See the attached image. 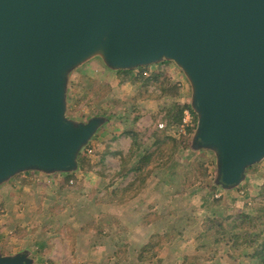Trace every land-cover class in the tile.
<instances>
[{
	"label": "water",
	"instance_id": "water-1",
	"mask_svg": "<svg viewBox=\"0 0 264 264\" xmlns=\"http://www.w3.org/2000/svg\"><path fill=\"white\" fill-rule=\"evenodd\" d=\"M173 62L191 87L189 148L208 151L233 190L264 160V0H0V186L75 174L109 120L67 116L73 72ZM0 264H33L26 250Z\"/></svg>",
	"mask_w": 264,
	"mask_h": 264
},
{
	"label": "rangeland",
	"instance_id": "rangeland-1",
	"mask_svg": "<svg viewBox=\"0 0 264 264\" xmlns=\"http://www.w3.org/2000/svg\"><path fill=\"white\" fill-rule=\"evenodd\" d=\"M146 68L147 72L150 73L163 71L171 80L179 82L181 95L178 98H167L159 101L156 98L159 93L154 91V87H151L150 93L143 94L141 98H138L140 97V94L137 95L138 84L131 83L134 73L127 80H122L117 72L107 69L100 58L95 57L78 67L71 76L67 116L79 120H86L95 115L105 116L109 122H113L112 127L116 132H122L124 124L130 125L133 118L138 117L137 130H140V133L147 138L149 136L156 138L159 133L155 127L157 122L166 123L164 121L165 116L171 117L182 104L189 106L191 87L183 72L173 62L164 61ZM85 90L88 91L85 92ZM148 100L151 104L148 103ZM149 104L151 107H148ZM127 108L134 109V111L130 110L128 118L125 116ZM190 111L194 115L191 109ZM148 115L151 117L150 123L154 126L150 127L151 129L147 128ZM194 121H196L195 115ZM192 135L185 139L171 137L176 140V154L173 162L176 163V160L179 162L176 163V171L171 172L167 179L172 183H177L180 187L179 193L185 205V214H182L184 217L180 218L178 223L175 222L173 232L166 233L168 239L162 237L156 241L159 245L163 244L164 246L163 251L158 252V254L165 256V253L169 252V256H178L176 259L179 262L173 261L172 264H180L186 257L190 258L192 262V257L200 256L206 252V250L198 247L199 243L191 228H201L208 220L205 207L211 205L212 201L220 200L219 212L226 211L227 213L233 208L247 209L248 211L253 208H261L264 214V192L261 189L264 184V160L247 170L245 180L237 188L223 190L214 182L216 176L214 155L211 152L202 151L200 154L202 161L194 162L196 166L193 167L194 169H189V172L195 174V169L202 163V166L208 171V176L195 181L191 186L182 183L181 171L189 162L195 160L198 153L189 148ZM170 146L169 144L168 152ZM94 148L95 144L93 145L90 141L81 150L79 159L84 158L87 164L81 170L82 175H79L78 179L72 178L75 179L72 184L68 182L69 184L65 186L61 185V175L42 176L27 172L15 176L0 186V235L2 236L0 249L3 254H15L26 250L32 257L33 251L37 254L40 253L39 255L44 252L43 256L45 257L49 255L55 257L57 261L54 264H70V251L75 246L74 243L77 244V241L81 240L76 231H84L90 225L89 221L83 225L80 224L81 226L75 223V221L80 222L78 217L82 215L80 211L77 212L76 209L78 208H75L77 201L72 188L77 181H90L89 172L93 165ZM87 150H91L92 153L88 154ZM55 184L59 185V188L54 189ZM184 190H188L186 195ZM89 197L90 195L87 198ZM82 211V217H84L86 213H90V206H82ZM175 213L174 211L170 215L174 217ZM182 228L184 230L181 231ZM260 230H264V225ZM103 240L102 237L98 239L99 242ZM120 247L124 248L123 245ZM154 249L148 250L145 256L148 257ZM208 251H210L208 252L209 256L219 258L222 260V264H234L236 262L239 264H256L255 262L251 263L252 261L250 262L248 258H243L240 250L234 248L227 241L213 245ZM74 254L75 252L72 251V255ZM136 254H133L134 258ZM120 255L124 256V253H120ZM43 256L41 259L46 261L47 259H43ZM123 261L125 262L122 260L114 264H125ZM126 261L131 264L128 257ZM170 262H161L160 264H170ZM151 264H155V262Z\"/></svg>",
	"mask_w": 264,
	"mask_h": 264
},
{
	"label": "crops",
	"instance_id": "crops-1",
	"mask_svg": "<svg viewBox=\"0 0 264 264\" xmlns=\"http://www.w3.org/2000/svg\"><path fill=\"white\" fill-rule=\"evenodd\" d=\"M148 103H150V100H148ZM150 104L148 107H151ZM147 118L149 121L147 128L154 127L150 123V115ZM112 123L108 121L92 136L91 143L95 144V148L93 151V165L89 172L90 181H77L72 188L77 201V207H75L78 208L76 209L77 212L80 211L83 216L82 206H90V213H86L84 217H78L82 223L78 221H75V223L83 225V223L89 221L90 225L84 231H76L78 232V238H81V240L77 241V244L74 243L75 246L71 249L75 254L72 255V251H70V264H114L122 260H125L123 262L128 264L127 257L131 264H151L153 262L160 264L168 261H171L170 264L178 263L177 255L169 256V252H166L165 256L158 254V252L163 251L164 246L158 251L155 248L154 252H157V255L150 260L147 257L139 260L138 255L141 248L148 244L150 240H156L157 235L162 236L163 233L168 232L169 228L170 232H173L174 228L170 227V220H175L178 223V220L184 217V215H178L176 211L179 202L183 203L179 193L180 187L177 183H172L167 179L170 176L169 174L174 171L169 166H163L161 164L162 160L155 159L151 164L154 166L152 173L139 186L136 173L148 168L139 166L140 159L145 149L153 147L156 140L155 137L149 136L148 138L144 137L140 142L141 149L130 159L126 166V172L118 176L121 171L122 158L127 156L131 140L129 137L120 135V132H116L112 127ZM81 172L79 167L78 172L73 174L75 179L82 175ZM57 188H59V185L55 184L54 189ZM184 194L186 195V192ZM86 195H90V197L87 198ZM174 211L176 213L172 217L170 213L172 214ZM191 229L194 231V228ZM100 237L104 238L102 242L98 241ZM0 239H2L1 235ZM121 245L124 248L120 247ZM33 252L31 257L33 264L43 262L54 264L57 261L55 257L50 255L48 257L43 256L44 252H42V255ZM119 252L124 253V256H121ZM135 253L137 254L134 258L133 254ZM41 256L47 260L43 261ZM72 256L74 257L72 258ZM218 262L222 264V260H219V258Z\"/></svg>",
	"mask_w": 264,
	"mask_h": 264
},
{
	"label": "trees",
	"instance_id": "trees-1",
	"mask_svg": "<svg viewBox=\"0 0 264 264\" xmlns=\"http://www.w3.org/2000/svg\"><path fill=\"white\" fill-rule=\"evenodd\" d=\"M147 68H137L135 70H125V71H118L117 74L122 80H127L130 78L133 73L134 77L131 81L132 84H138V94L141 98L143 94L150 93L149 89L154 87V91H157L159 94L156 97L157 100H163L167 98H178L181 95V88L179 82H175L171 80L169 77L162 72H147ZM147 72V75L144 74ZM88 90H85V92ZM139 100V99H138ZM126 117L128 118V114L130 110L134 111V109L127 108ZM185 109H190L188 105L180 106L175 113L171 117H164V121L168 126L172 124H178L181 122L183 117V111ZM138 117L133 118L130 125L124 124V130L120 132V135L129 137L131 140V146L127 153V156L122 158V166L121 171L118 176L123 175L126 172L127 164L130 162V159L133 155L140 151V142L143 140L145 136L140 133V130H137L136 122ZM127 120V119H126ZM176 140L171 138L165 134L164 131L159 130V133L156 136V140L154 146L151 148L148 147L145 149L142 158L140 159V165L143 167H148L137 174V180L139 182V186L143 184L149 175L152 173V169L154 166L151 164L155 159H161V164L163 166H169L173 171L177 169V162L174 163V157L176 154ZM171 145L168 152V145ZM202 151H198L197 157L193 162H189L184 170L181 171V181L183 184L191 186L195 181L206 178L208 176V171L205 167L202 166V163L199 164V167L196 170L195 174H191L189 169H194L196 163L194 162L200 161V154ZM80 169L83 170L86 166V160L84 158H80ZM202 161V160H201ZM90 168V166L88 165ZM141 169V167H139ZM250 169V168H249ZM252 169V168H251ZM139 171V169H137ZM191 174V175H190ZM62 182L61 185L65 186L69 184V180L72 179L73 174H66L61 175ZM262 192H264V184L261 187ZM188 190H184V193ZM219 201L215 200L211 202V205L207 206V221L201 226V228L195 227L194 234L196 239L199 243V248L206 250L204 254L200 256L192 257L193 261H190V258L186 257L183 260L182 264H219L218 258L215 256H209L208 250L213 245L220 244L222 242H230L232 246L236 249L240 250L241 255L245 259H249L251 263L255 262L256 264H264V230H260V228L264 225V214L263 209L261 208H253L251 210L247 209H238L233 208L232 210L219 212ZM176 209V207L174 206ZM184 204L179 202L177 206L178 215L184 214ZM183 218V217H182ZM174 220V219H173ZM170 227H174L175 222L170 220ZM165 225V224H164ZM167 229V228H166ZM199 229V230H198ZM183 229H181L182 231ZM170 232V228L168 229ZM167 232V233H168ZM183 233V232H180ZM167 234L163 233L162 236L157 235V240L161 239L162 237L166 238ZM168 239V238H166ZM163 244L159 245V243L152 239L148 244L141 248L139 253V260H142L144 254H147L148 250L153 248H160ZM157 252L155 253L153 250L150 252L149 256L147 257L148 260L155 257ZM170 255V253H169ZM172 256V255H171ZM146 258V259H147ZM244 259V260H245ZM190 261V262H189Z\"/></svg>",
	"mask_w": 264,
	"mask_h": 264
},
{
	"label": "built area",
	"instance_id": "built-area-1",
	"mask_svg": "<svg viewBox=\"0 0 264 264\" xmlns=\"http://www.w3.org/2000/svg\"><path fill=\"white\" fill-rule=\"evenodd\" d=\"M144 74L147 75V72H144ZM183 105L185 104H182L181 106ZM155 127L157 130L165 131L166 135L168 136L185 139L192 135L191 133L196 127V121H194V115L191 113L190 109H185L183 111V117L180 123L168 126L165 122L159 121L157 122ZM87 153L91 154L92 151L87 150ZM73 182V179L69 180L70 184H72Z\"/></svg>",
	"mask_w": 264,
	"mask_h": 264
}]
</instances>
